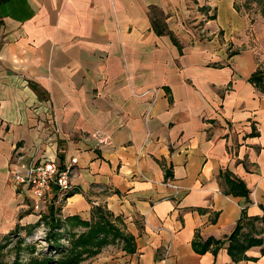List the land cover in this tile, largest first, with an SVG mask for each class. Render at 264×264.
Wrapping results in <instances>:
<instances>
[{"label":"crops","instance_id":"crops-1","mask_svg":"<svg viewBox=\"0 0 264 264\" xmlns=\"http://www.w3.org/2000/svg\"><path fill=\"white\" fill-rule=\"evenodd\" d=\"M151 7L178 45L155 32ZM198 7L213 13L201 35L189 24ZM239 7L0 1V250L8 234L38 224L26 192L8 184L10 168L50 156L72 168L55 231L85 232L102 207L133 237L131 251L117 241L80 264H264V83L249 81L264 68V16ZM39 102L53 123L34 113ZM240 218L239 243H263L234 261Z\"/></svg>","mask_w":264,"mask_h":264},{"label":"trees","instance_id":"trees-1","mask_svg":"<svg viewBox=\"0 0 264 264\" xmlns=\"http://www.w3.org/2000/svg\"><path fill=\"white\" fill-rule=\"evenodd\" d=\"M2 1V0H0ZM264 7V0H260ZM250 5L249 0H245L244 7ZM151 23L152 27L158 35L168 34L172 41L178 45V41L174 35L166 28V25L162 22V19L157 13L155 7H151ZM162 15V13L160 12ZM260 15L264 16V8L260 10ZM212 18V17H211ZM249 81L260 86L264 83V68L258 67L256 71L252 73L249 78ZM229 185V191L232 194H243L248 198L249 190L241 182H235L230 179H227ZM95 213L97 218L92 222H84L85 226H88V229L85 232H82L78 235L72 234L68 237L70 238L68 247L60 246L63 249H60L61 256L54 262L57 264H79L83 260L88 259L89 257L95 256L100 252V250L110 244L117 241H122V248L126 251H131L133 248V237L123 231L121 226L118 224L119 217L114 216L108 210L103 209L102 207H96ZM244 213L242 212V218ZM263 226H264V220ZM51 229L60 228L61 223L54 222L53 220L49 221ZM242 228L241 218L237 222L233 232L229 236L230 245L228 247V253L234 261L240 260L245 257L244 251L252 246L262 244L263 240L261 238L254 239L252 237L243 238V242L239 243L238 236ZM50 239V238H49ZM60 238H58L59 240ZM3 247V246H2ZM264 247V245H263ZM262 253L264 250L262 248ZM52 259L43 257L41 259L34 258L26 264H48L51 263Z\"/></svg>","mask_w":264,"mask_h":264},{"label":"built area","instance_id":"built-area-1","mask_svg":"<svg viewBox=\"0 0 264 264\" xmlns=\"http://www.w3.org/2000/svg\"><path fill=\"white\" fill-rule=\"evenodd\" d=\"M206 20V18H204ZM154 97L156 91L153 90ZM154 102V98H153ZM35 114L45 117L49 122L55 120L54 112L51 106L44 102L33 108ZM54 130V128H53ZM107 137L98 139V143H104ZM72 168L69 163L61 166L54 157H44L36 163L26 165L18 162L10 168L8 174V184L14 189H23L29 198L32 212L38 215V224L34 228V234L40 232L45 235L48 231L46 220L43 214L46 209L53 207L54 216L50 219L58 221V215L62 210L71 189ZM166 186L177 189L178 186L173 181H166Z\"/></svg>","mask_w":264,"mask_h":264},{"label":"rangeland","instance_id":"rangeland-1","mask_svg":"<svg viewBox=\"0 0 264 264\" xmlns=\"http://www.w3.org/2000/svg\"><path fill=\"white\" fill-rule=\"evenodd\" d=\"M235 1L238 6H243L245 3V0ZM249 1L250 5L248 7L239 8H241L242 11L247 13L253 19H259V17L262 16L260 15V10L264 8L262 7L263 4L260 0ZM212 15L213 13H211V11L209 12L208 9L198 7V17L193 19L191 18V23H189L192 29L194 28L193 31L197 32L199 35L204 34V24ZM204 18H206V20ZM45 222L48 227V231L45 235L38 232L31 237L35 227L29 234L20 235L17 232L8 234L4 238V246L2 250H0V264H26L34 258L41 259L43 257L52 259V262L48 264H57V262L54 261L60 258L61 252H59V250L63 249L60 246L68 247V241L70 238L68 236H64V232L52 230L50 223H48V219H46ZM58 238L60 239L58 240ZM90 258L91 257L88 259Z\"/></svg>","mask_w":264,"mask_h":264}]
</instances>
